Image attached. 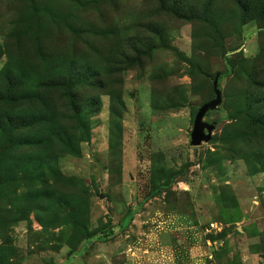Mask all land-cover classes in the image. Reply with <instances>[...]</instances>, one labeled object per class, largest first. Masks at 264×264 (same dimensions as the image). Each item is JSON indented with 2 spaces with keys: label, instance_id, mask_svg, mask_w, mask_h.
<instances>
[{
  "label": "rangeland",
  "instance_id": "374dc122",
  "mask_svg": "<svg viewBox=\"0 0 264 264\" xmlns=\"http://www.w3.org/2000/svg\"><path fill=\"white\" fill-rule=\"evenodd\" d=\"M0 264H264V0H0Z\"/></svg>",
  "mask_w": 264,
  "mask_h": 264
},
{
  "label": "water",
  "instance_id": "95a60500",
  "mask_svg": "<svg viewBox=\"0 0 264 264\" xmlns=\"http://www.w3.org/2000/svg\"><path fill=\"white\" fill-rule=\"evenodd\" d=\"M216 97L199 106L194 118L193 130L191 132V143L193 145L200 144L203 140H208L211 137L210 133H205V129L211 131L213 125L207 123L203 118L206 112L217 107L222 102L221 92L217 87V82H214Z\"/></svg>",
  "mask_w": 264,
  "mask_h": 264
}]
</instances>
